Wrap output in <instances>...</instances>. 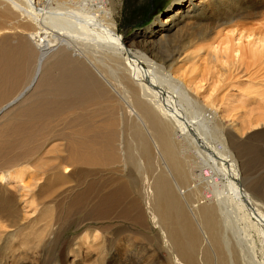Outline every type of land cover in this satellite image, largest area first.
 I'll use <instances>...</instances> for the list:
<instances>
[{
  "label": "bare ground",
  "instance_id": "obj_1",
  "mask_svg": "<svg viewBox=\"0 0 264 264\" xmlns=\"http://www.w3.org/2000/svg\"><path fill=\"white\" fill-rule=\"evenodd\" d=\"M194 2L130 40L120 1L0 0L5 264L54 263L74 205L67 264H264L262 3ZM177 27L196 46L158 57Z\"/></svg>",
  "mask_w": 264,
  "mask_h": 264
},
{
  "label": "rangeland",
  "instance_id": "obj_2",
  "mask_svg": "<svg viewBox=\"0 0 264 264\" xmlns=\"http://www.w3.org/2000/svg\"><path fill=\"white\" fill-rule=\"evenodd\" d=\"M119 1H120L121 8L120 7L118 8L119 15L117 16L116 21H117L118 27L120 28L119 30L120 33L121 31L123 32L122 33L123 38L130 39V40L140 37L144 33L145 34L148 33L151 27H154V28L157 27V30H158L160 26L164 25L163 23H165L167 18H169L170 16H173L175 11H177L179 8L188 7V3L178 4L177 0H115L117 4L119 3ZM204 1L205 0H195L194 3H199L201 5V4H204L203 3ZM261 3H260L261 4L260 12L264 15V0H261ZM191 33H193V31L190 27L184 30H182L180 27H177L174 30L173 35L169 37L167 41L158 43V46H157L158 57H160V55L163 57H167L171 55V53L173 52H179V51L183 52L186 50H193L196 44H195L194 38L191 36L192 35ZM6 105L7 103L1 105L0 109L5 107ZM12 109L13 108H9L8 112L5 115L11 112ZM226 124L228 126L229 124L228 120H226ZM211 128H216V125L212 124ZM192 129L196 130L197 128H191L190 130ZM258 130H261V128H259ZM261 139L264 141V137H262ZM58 144L59 142H54L50 144V146L47 148V151L52 150ZM47 154H43L42 156L38 158V160H43L44 156H46ZM49 157H56V154L55 156L50 155ZM216 161L217 163H219V166L222 167V164L219 162V160L217 159ZM263 166H264V161L261 162L260 165H258L257 170H258L259 176L262 178L261 180L264 185V167ZM222 171H225L223 172V174L225 175L226 178L229 179L227 171L224 169H222ZM205 173L208 174L207 171H205ZM79 193H81V191L77 192L75 195ZM70 202L71 200L69 201V205H70ZM55 211L59 213L60 215H62L61 212H64L62 216H59L60 218L59 223H61L62 221L63 223L70 222V225L68 226L69 230L66 232L65 235L62 236L60 243H58L57 246L54 245V248L50 250L51 253L49 255H51L54 259V263L52 264H56V262L58 261L60 262V260L62 263H58V264H67L65 259H60L58 257V256H61L60 254H58L60 253V251L58 250L61 249V247L59 246H62V244L69 243V241L72 240L71 238L78 233V231L76 230L77 225H79L78 221L82 216L87 214L88 211L81 210L79 205L71 206L68 209H56ZM91 213L92 214L95 213V208L91 207ZM67 214H70L71 216L67 218ZM50 215L52 216V212L50 213ZM137 242L142 243V245L143 244L146 245V243L144 242H141V241H137ZM145 248L146 249L149 248L148 245H146ZM159 251L161 254L160 261H162L163 259H167L166 252L163 250H159ZM2 255H3L2 252H0V264H5V261H2L1 259ZM73 255H76V254H73ZM136 255H137L136 253L132 255V260H131L132 263L150 264L152 262L153 257L151 254L143 253L142 255H137V256ZM82 256H83V253H81V258L79 259L74 258L72 259V261H74L75 264H90L91 259L88 257H82ZM113 257L119 260V257L116 256V254L113 255ZM57 258L58 260H56ZM61 258L63 257L61 256ZM114 264H118V261Z\"/></svg>",
  "mask_w": 264,
  "mask_h": 264
}]
</instances>
